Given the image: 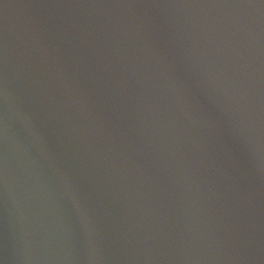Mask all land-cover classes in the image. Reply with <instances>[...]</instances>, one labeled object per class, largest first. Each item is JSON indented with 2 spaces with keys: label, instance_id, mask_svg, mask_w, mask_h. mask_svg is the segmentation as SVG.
<instances>
[{
  "label": "water",
  "instance_id": "1",
  "mask_svg": "<svg viewBox=\"0 0 264 264\" xmlns=\"http://www.w3.org/2000/svg\"><path fill=\"white\" fill-rule=\"evenodd\" d=\"M0 264H142L90 219L57 202L0 188Z\"/></svg>",
  "mask_w": 264,
  "mask_h": 264
}]
</instances>
